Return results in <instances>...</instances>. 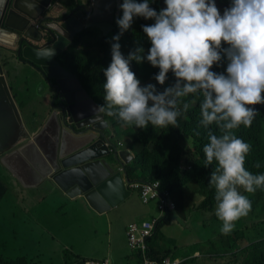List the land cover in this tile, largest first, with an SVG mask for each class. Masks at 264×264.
I'll use <instances>...</instances> for the list:
<instances>
[{"label":"clouds","instance_id":"clouds-1","mask_svg":"<svg viewBox=\"0 0 264 264\" xmlns=\"http://www.w3.org/2000/svg\"><path fill=\"white\" fill-rule=\"evenodd\" d=\"M151 2L123 0L121 3L122 16L116 21L120 32L112 37V41H115L111 44L112 59L104 69L105 103L96 112L103 113L107 110V115L117 117L124 125L135 128L146 129L149 125L155 129L178 127V118L190 107L189 103L184 102V98L193 94L201 95L203 98L199 105L201 118L198 125L206 130L208 139V143L203 146L206 157L204 166H211L215 162L209 186L215 189V215L222 222L220 232L229 235L234 231L236 222L248 216L252 210V201L240 189L243 188L249 194H255L258 189L264 190V174H254L245 167L251 145L234 131L241 126L250 128L258 112L255 105L264 104V0H231L223 13L217 7L216 0H164L166 7L159 11L150 6ZM137 17L154 21L142 25L151 47L146 56L143 46H138L125 57L119 41ZM3 39L4 37H0V60L5 75L4 63L8 59L5 47L1 44ZM6 47L11 51L9 44ZM48 51L50 54L46 57L53 54L52 49ZM133 60L137 63L146 60L153 67H158L159 72L153 79L159 85H165L169 72L175 77L174 83L163 90L153 83L142 85L131 70ZM225 64L226 68L222 72L212 70L214 66ZM40 79L47 85L46 121L50 105L54 104L52 100L56 89L49 83L54 78L44 77L42 74ZM21 112L23 114L22 110ZM25 114L27 115L26 110ZM45 121H36L34 125L38 127L34 130L24 118L25 125L31 132L37 131ZM212 125L218 129V134L211 129ZM106 131L110 138L109 128ZM196 134L200 135L199 131ZM116 145L119 150H129L135 157L129 148H124L122 141H118ZM115 149L112 143L109 144L110 153ZM253 166L258 169L261 164L256 161ZM181 167L186 168V164L182 163ZM130 182L128 188L135 191L130 187ZM43 184L52 188L47 183ZM54 187L58 188L56 185ZM59 191L79 205L74 197L70 198L60 189ZM182 191H170L174 199V194L179 193V198L175 199L177 208L180 200L181 204L178 210L168 211L177 212L182 209ZM152 202L157 204L156 201L150 203ZM185 210L184 207L183 211ZM166 213L159 218L158 211L155 216L130 222L126 230L129 249L149 251L152 236L153 245L168 242L163 236L161 241L158 240L164 225L154 234ZM155 219V227L149 235L139 234V242L146 247L133 246L129 239L130 224L141 225L144 221ZM238 243L241 245L240 239ZM224 257L216 255L212 246L209 254L204 252L200 257L199 250L195 248L193 254L188 256L192 260L191 264H205V259L208 260L207 264H218L224 262ZM166 258L171 264L181 263L180 259ZM164 259L155 260L145 254L142 264L146 260L164 264ZM124 261L121 264H125ZM89 262L115 264L107 258L86 259L85 264Z\"/></svg>","mask_w":264,"mask_h":264},{"label":"water","instance_id":"water-1","mask_svg":"<svg viewBox=\"0 0 264 264\" xmlns=\"http://www.w3.org/2000/svg\"><path fill=\"white\" fill-rule=\"evenodd\" d=\"M230 2L216 0L219 9ZM121 3L0 0V37L11 36L13 40L7 39L12 54L23 56L44 77L56 80L52 103L56 98L64 102L68 121H74L69 126L72 132L63 130L54 111L37 131L28 130L0 60V162L23 186L56 185L77 203L88 201L99 213L116 207L131 194L126 164L133 155L110 140L106 131L109 118L105 112H96L101 104L58 57L86 29L110 33L121 15ZM164 7V0H159V10ZM49 49L53 54L46 57ZM111 143L116 147L113 159L105 157Z\"/></svg>","mask_w":264,"mask_h":264},{"label":"rangeland","instance_id":"rangeland-1","mask_svg":"<svg viewBox=\"0 0 264 264\" xmlns=\"http://www.w3.org/2000/svg\"><path fill=\"white\" fill-rule=\"evenodd\" d=\"M151 23L154 21L151 20ZM131 31L129 29L123 33L120 44L123 38L132 40V37L127 35ZM113 36V34L107 36L105 43L95 46L94 37L87 35L86 41L92 45L89 51L84 52V44L77 46L80 48L79 54L86 56L82 63L86 64L92 55L105 54L107 48L115 42L112 41ZM144 50L146 54L147 46ZM12 60L15 62V72L10 79V86L23 111L25 122L44 119L48 107L46 83L35 79L32 67L25 70L15 57H12ZM68 60L70 57H65V63ZM158 72V67H153L145 60L137 78L142 85L153 83L158 88L159 84L153 79ZM97 84H101L99 79ZM92 91L94 98L103 105L104 90L93 89ZM188 98L189 96L184 98V102H187ZM26 108L29 110V116L25 114ZM109 120L110 140L112 142L124 140L125 146L132 149L131 130L124 131L114 122V116H109ZM112 155L110 153L105 157L111 159ZM0 178L7 185V193L0 203V263H8L12 259L26 256L31 259L32 264H61L64 259V248H70L83 256L86 253L101 252L106 248L109 240L114 241L119 237L123 224L128 223L134 216V211H122L124 205L121 207L117 205L104 213H99L91 205V210H87L86 205H83L84 201L79 200V219H82L79 228H72L62 234L54 232L49 235L44 230L45 225L54 222L52 227L56 229L68 223L73 218L78 205L63 197L56 187L50 188L44 184L35 187L23 186L1 162ZM240 191L251 198L252 210L248 216L241 218L242 222L238 225L241 224L242 231L247 237L264 233V221L256 225L258 220L264 218V194L258 191L255 194H249L244 192L243 188ZM133 193L136 196V192L133 191ZM199 198L200 194L196 187L185 188L182 191V202L186 210L177 211L174 219L162 227L158 237L161 241L163 236L179 255L193 254L195 248L202 253L211 248L212 241H217L219 238V235L213 232L217 229V225L211 224L210 214L192 207ZM126 200V204L137 205L136 197L129 196ZM41 203H46L48 207L46 212L35 211ZM229 236L230 234L223 235V239L226 240Z\"/></svg>","mask_w":264,"mask_h":264},{"label":"trees","instance_id":"trees-1","mask_svg":"<svg viewBox=\"0 0 264 264\" xmlns=\"http://www.w3.org/2000/svg\"><path fill=\"white\" fill-rule=\"evenodd\" d=\"M138 2H142V0H138ZM150 6L159 11V0H152ZM150 23L151 20H146L142 17L134 18V22L130 28L132 31L127 34L132 37V40H126V38L121 40V52L125 57L139 45L143 46V48L147 46L148 51L150 41L146 34L143 33L142 25ZM118 31H120L118 24L107 35H104L99 29H86L77 34L73 43L61 54V56L70 57V60L66 61L67 69L82 81L83 86L86 87L84 88L95 101L97 100L94 98L92 90H104L103 83L106 82L104 69L111 63V47H108L106 53L103 55H92L88 58L86 64H83L82 61L86 56L79 54L80 48L77 46L84 44V52L89 51L92 45L86 41L87 35L94 37L96 46L100 43H105L107 36L111 34L116 35ZM142 64L134 60L131 61V70L135 72L137 77L141 71ZM83 68L84 70H82ZM221 69L218 66H214L212 70L222 72L223 70ZM168 77L165 85H159L158 89L163 90L164 87L174 83L175 77L171 72H169ZM97 79L101 81V84H97ZM202 98L199 94L189 96L187 103H189L190 107L186 113H183L178 118V127L169 126L165 129H155L149 125L146 129L135 128L134 126L124 125L117 117H114V122L121 126L124 131L131 130V135L133 136V148L131 150L134 152L135 157L126 165L127 176L130 181L141 180L152 182L159 180L162 188L168 189L172 193L179 190L182 191V189L190 186L196 187L200 198L192 207L196 210H204L210 214L211 224L213 226L217 225V229L213 230V232L219 235V238L217 241H212V251L216 255L225 256L222 258L224 262L218 264H264V233L247 237L244 231H242L241 224L238 225V223L242 222L241 219L236 222L234 231L231 232L226 240L223 239V235L220 232L222 222L215 215V189L209 186L210 173L215 167V162L211 166H204L206 157L203 153V146L208 143V139L206 130L198 125L201 118L199 105ZM255 107L258 112L252 126L250 128L241 126L234 131L238 137L251 145V150L246 157V169L254 174H264V104H258ZM26 112L27 116H29L27 108ZM105 116L109 117L107 111H105ZM29 123L34 130L37 129L38 126L34 125L35 122L29 121ZM210 127L218 134V129L215 125ZM197 131H199L200 135L196 134ZM256 161H259L261 164V167L258 169L253 166ZM182 163L186 164V168L181 167ZM257 191L264 194V190L258 189ZM136 192L140 196V192ZM6 193L7 185L0 178V203ZM249 199L251 200L250 197ZM180 204L181 200L179 201L177 210L180 208ZM175 214V211H168L164 218L161 219L154 234L163 225L172 221ZM263 221L264 218L258 220L256 225ZM239 239L241 245L238 243ZM152 242L153 236L150 238V250L147 252H143L140 249L127 252L124 263L142 264L145 254H148L152 259L160 261L169 257L171 260L180 259V264L192 263V260L188 258L189 254L179 255L168 242L158 245H153ZM63 255L64 264H85L86 262V258L78 257L77 253L69 248L64 249ZM204 262L207 264L208 260L205 259ZM0 264H32V261L26 256H20L17 259L10 260L8 263L1 262Z\"/></svg>","mask_w":264,"mask_h":264},{"label":"crops","instance_id":"crops-1","mask_svg":"<svg viewBox=\"0 0 264 264\" xmlns=\"http://www.w3.org/2000/svg\"><path fill=\"white\" fill-rule=\"evenodd\" d=\"M228 1L229 0H222V2H228ZM224 9L225 8L220 9L221 13H223V10ZM7 38H11L13 40V38L11 36H7V37H4V39H3L5 42H1V44H3L4 47H5L7 59L12 60V57H15L17 59V61L21 65H23V67L25 68V70H27L29 67H31L30 64H28V63H26L24 61L19 60L16 56H14L13 54H11V52L9 51V48L6 47V46H8V39ZM58 60H59V62L65 68H67V63H65V56L59 55ZM13 62L14 61L12 60V63ZM225 66L226 65H224V66H218V67L219 68H222L221 70L224 71L225 70ZM9 70H10L11 73L7 76V80H8L9 85H10V79L12 78V76H13V74L15 72V67H12ZM37 71H38V76L35 77V79L41 81L40 78H42V74H41V72L38 69H37ZM45 119H46V117H44V119H40L38 121H42L43 122V121H45ZM119 141H122L124 143V148H127L125 146L124 140H119ZM130 196L131 197H136V199H137V205H129V204H126L127 200H125L121 204H119L118 207H121L122 205H124V206H122L123 207L122 208V211L123 212H131V211H134V216L130 218V221L128 223L125 222L123 224V226L121 228V231H120V234H119V237L118 238H115L114 241L113 240L112 241L109 240L108 245L101 252L86 253L85 256L77 253L78 257L80 256V257H83V258H86V259L107 258V259H110L115 264H121V262L125 260V254L130 251V249H129L130 246L128 244L127 233H126L127 225L130 222H132V221H140L142 219L149 218L151 216H155L158 213V211H157V204L155 202H152L150 204H144L141 201L139 194L136 192V196H135V194L133 193V191H132V193H131ZM63 197H65V196H63ZM174 197H175V199L179 198V193L178 192L175 193L174 194ZM65 198L66 199H69L67 197H65ZM61 199H62V196H61ZM69 201H72V203H75V201H73L71 199H69ZM84 203L85 204H83V205H86L87 210H91L90 209L91 206L89 204H86V202H84ZM183 209H184V205H183L182 209H180V210H183ZM47 210H48V207L46 206V203H41V204H39L35 208V211L36 212H46ZM81 222H82V219H79V205H78L77 206V209H76V212H75V214L73 216V218L68 223L63 224L59 228L53 229L52 225H54V222H52L51 224H46L45 227H44V230L46 232H48L49 235H52V233H54V232L57 233V234H62V233L66 232V231H68V230H70L72 228H74V229L79 228V224ZM204 252H206V254H209V249L206 250V251H203V253ZM203 253H201L200 250H199L200 257L202 256ZM61 264H64V259H63V262Z\"/></svg>","mask_w":264,"mask_h":264},{"label":"built area","instance_id":"built-area-1","mask_svg":"<svg viewBox=\"0 0 264 264\" xmlns=\"http://www.w3.org/2000/svg\"><path fill=\"white\" fill-rule=\"evenodd\" d=\"M130 187L140 192L141 201L145 204L151 201H156L158 205L159 218H161L166 211L176 210L177 201L173 198L172 193L163 189L160 181L146 182L141 180H134L130 182ZM156 219L152 221H144L141 225L130 224L129 239L133 246L146 247L145 244L139 242V234L143 236L149 235L155 227ZM164 264H171L168 258H165ZM88 264H109L108 262H89ZM144 264H158L157 262L146 260Z\"/></svg>","mask_w":264,"mask_h":264},{"label":"flooded vegetation","instance_id":"flooded-vegetation-1","mask_svg":"<svg viewBox=\"0 0 264 264\" xmlns=\"http://www.w3.org/2000/svg\"><path fill=\"white\" fill-rule=\"evenodd\" d=\"M13 55L16 56L19 60L24 61V62L30 64V66L32 67V70L35 72L34 73V77H37L38 76L37 68H36V66L32 62H30L29 60H27L23 56H18L16 54H13ZM12 67H15V62L12 63V60H9L8 59V61L4 63V70H5V76L6 77L11 73L9 69H11ZM49 83L52 85V88L53 89H56L55 88V80L54 79L50 80ZM64 107H65V103L62 102L60 99H56V101L54 102V104H51L50 105L51 110L48 113V116L50 114H52L54 111L57 112L56 114H57V117H58V121H59V124L62 126L63 130H65V128H66L67 131L72 132V130L70 129L69 126L70 125H73L74 124V121H71V122L68 121V119H69L68 118V115H67L68 110L65 111V108ZM48 116H47V118H48ZM77 123H79V120H77ZM115 143L117 144L118 142H115ZM15 148H16V146L13 149H15ZM110 157H111V159H113V155L110 156Z\"/></svg>","mask_w":264,"mask_h":264}]
</instances>
